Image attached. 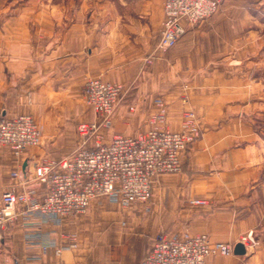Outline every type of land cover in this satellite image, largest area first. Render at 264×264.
Listing matches in <instances>:
<instances>
[{"label": "crops", "instance_id": "1", "mask_svg": "<svg viewBox=\"0 0 264 264\" xmlns=\"http://www.w3.org/2000/svg\"><path fill=\"white\" fill-rule=\"evenodd\" d=\"M67 2L0 0V121L27 114L41 130L40 145L19 158L0 146V210L3 194L22 191L23 178L37 165L82 145L78 127L94 120L84 98L91 78L126 88L112 127L103 131L104 143L151 129L158 96L168 104L166 127L181 131L182 116L191 110L202 135L182 154L178 174L158 178L148 204L126 209L102 198L83 216L45 224L42 231L59 248L76 236V247L61 253L29 246L17 220L4 232L0 264H138L160 233L207 234L235 247L250 232L256 245L244 255L233 250L207 264H264V77L256 74L264 67V43L255 18L260 1L224 0L199 24L183 22L179 42L151 65L145 60L159 42L165 0H140L127 13L107 9L101 0H82L71 14ZM15 171L19 177L12 176ZM38 190L43 196L46 188Z\"/></svg>", "mask_w": 264, "mask_h": 264}, {"label": "built area", "instance_id": "2", "mask_svg": "<svg viewBox=\"0 0 264 264\" xmlns=\"http://www.w3.org/2000/svg\"><path fill=\"white\" fill-rule=\"evenodd\" d=\"M224 0H165L164 22L156 49L145 63L151 65L180 40L182 23L197 25L213 16ZM126 88L91 78L86 83L84 98L94 110V120L78 127L82 145L70 155L50 163L37 165L29 178L24 177L22 191H6L0 210V248L5 230L21 221L26 243L41 247L43 253L55 248L57 253L76 247V236L68 247H57L42 231L45 224L60 225L63 217L83 216L91 203L105 198L123 208L148 204L158 178L181 171V156L200 138L201 127L192 111L184 113L181 131L163 125L167 103L155 97L152 128L136 137L114 136L103 142V131L113 125L116 108L122 102ZM187 102V97H184ZM134 108L131 107V110ZM90 141L94 144L90 145ZM41 143V130L31 115L21 114L0 121V146L8 147L16 158ZM19 177L20 172L12 173ZM45 186L43 196L39 187ZM192 201V204H204ZM246 248L256 245L253 232L241 238ZM234 246L213 241L207 234L185 235L160 233L152 252L138 264H207L214 255L230 256Z\"/></svg>", "mask_w": 264, "mask_h": 264}, {"label": "rangeland", "instance_id": "3", "mask_svg": "<svg viewBox=\"0 0 264 264\" xmlns=\"http://www.w3.org/2000/svg\"><path fill=\"white\" fill-rule=\"evenodd\" d=\"M67 1V0H66ZM81 1L82 0H68V2L66 3L67 5H68V7L71 9V14H75V13H77V11L76 10H78V7L80 6V4H81ZM101 1H103V4L104 5H108V6H106V8L108 9H110V8H117L118 9V12H123V13H127V12H129V11H133L134 9L135 10H137V6H138V1H140V0H101ZM104 1H106L105 3H104ZM260 1V4H261V10L260 11H258L257 10V12H256V14H255V18H256V21H257V24H256V27H257V30L259 31V30H261L262 31V33H263V39H262V42L264 43V0H259ZM165 3V2H164ZM222 4V3H221ZM111 5V6H110ZM141 5H139V7H140ZM91 8H93V7H89V9H91ZM258 13H260V14H258ZM163 27V26H162ZM162 30V29H161ZM156 47H157V45H156ZM156 49V48H155ZM154 52V51H153ZM256 74L260 77V76H262V77H264V67H262V68H260V69H258L257 70V72H256ZM158 97H160V96H158ZM184 97H187V96H184ZM182 102L184 103V104H188V98H187V102L185 103L184 102V98H183V100H182ZM188 111H191V110H188ZM167 112H168V104H167ZM193 112V111H192ZM194 114H195V112H193ZM153 116V115H152ZM152 116H151V119H152ZM195 116H196V114H195ZM183 118H182V126H183V120H184V114H183V116H182ZM151 119H150V123H151ZM166 119H167V117H166ZM196 119H197V121H198V123H199V120H198V118H197V116H196ZM166 123V122H165ZM152 125V124H151ZM199 125H200V123H199ZM163 127H165V128H167V129H169L168 127H166L165 125H163ZM152 128V127H151ZM260 128L261 129H263V132H264V115H263V119H262V123H261V125H260ZM170 130V129H169ZM182 130V129H181ZM202 135V134H201ZM201 137V136H200ZM198 140V139H197Z\"/></svg>", "mask_w": 264, "mask_h": 264}, {"label": "water", "instance_id": "4", "mask_svg": "<svg viewBox=\"0 0 264 264\" xmlns=\"http://www.w3.org/2000/svg\"><path fill=\"white\" fill-rule=\"evenodd\" d=\"M246 253V247L242 243H238L234 247V254L244 255Z\"/></svg>", "mask_w": 264, "mask_h": 264}]
</instances>
